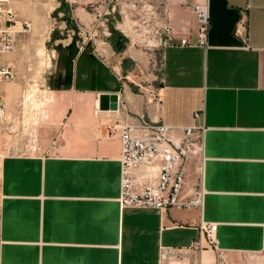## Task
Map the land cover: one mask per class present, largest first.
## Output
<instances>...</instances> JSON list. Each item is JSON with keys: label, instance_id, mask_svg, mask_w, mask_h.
I'll list each match as a JSON object with an SVG mask.
<instances>
[{"label": "crops", "instance_id": "obj_1", "mask_svg": "<svg viewBox=\"0 0 264 264\" xmlns=\"http://www.w3.org/2000/svg\"><path fill=\"white\" fill-rule=\"evenodd\" d=\"M201 1L208 46L179 44L196 41L191 5ZM163 7L167 45L135 47L114 31L53 55L51 112L36 136L55 148L0 161V264H162L161 247L189 249L200 220L217 224V249L195 253L198 264H264V0ZM242 15L247 46L235 33ZM110 93L113 108L99 109ZM140 118L171 126L175 139L194 127L201 153L186 162L181 194L199 186L200 207L120 206L121 140L107 127Z\"/></svg>", "mask_w": 264, "mask_h": 264}, {"label": "rangeland", "instance_id": "obj_2", "mask_svg": "<svg viewBox=\"0 0 264 264\" xmlns=\"http://www.w3.org/2000/svg\"><path fill=\"white\" fill-rule=\"evenodd\" d=\"M175 1L178 0H10L15 28L19 30L24 23L29 28L17 34L11 55L16 69L14 80L0 82L7 112L5 120L0 121V161L10 153L50 152L55 148L52 142H40L36 129L51 112L47 108L51 99L46 88L48 69L63 44L70 39H86L95 46V40L108 38L115 31L135 47L160 48L172 41L162 36L160 22L168 21L163 6ZM203 3L192 4V10Z\"/></svg>", "mask_w": 264, "mask_h": 264}, {"label": "built area", "instance_id": "obj_3", "mask_svg": "<svg viewBox=\"0 0 264 264\" xmlns=\"http://www.w3.org/2000/svg\"><path fill=\"white\" fill-rule=\"evenodd\" d=\"M197 16L196 41L180 38L179 44H196L208 46L209 14L205 3L193 7ZM15 13L10 0H0V82L12 81L15 70L9 60L3 59L6 54L15 52L17 34L28 30L27 23L16 29ZM245 15L237 21L235 33L243 39L247 46ZM167 33L173 30L165 24ZM169 44V43H168ZM0 93V121L5 119L6 107ZM193 126L180 128L183 137L175 139L171 136L172 127L143 118L125 123L121 126L110 124L107 134L114 135L119 131L121 140L120 151V195L121 207H200L202 190L198 186L194 194L184 198L181 194L187 175L186 162L191 156L201 153V145L192 140ZM199 237L189 249L161 247L162 264H198L194 254L204 248L217 249L215 232L217 224L199 221L197 224Z\"/></svg>", "mask_w": 264, "mask_h": 264}, {"label": "water", "instance_id": "obj_4", "mask_svg": "<svg viewBox=\"0 0 264 264\" xmlns=\"http://www.w3.org/2000/svg\"><path fill=\"white\" fill-rule=\"evenodd\" d=\"M117 102V95L110 93V94H101L99 96V109H111Z\"/></svg>", "mask_w": 264, "mask_h": 264}, {"label": "bare ground", "instance_id": "obj_5", "mask_svg": "<svg viewBox=\"0 0 264 264\" xmlns=\"http://www.w3.org/2000/svg\"><path fill=\"white\" fill-rule=\"evenodd\" d=\"M2 96V95H1ZM2 99H3V96H2ZM4 102V101H3ZM6 107V106H5ZM7 113V112H6ZM5 118H6V116H5ZM5 120V119H4ZM3 121V120H2Z\"/></svg>", "mask_w": 264, "mask_h": 264}]
</instances>
